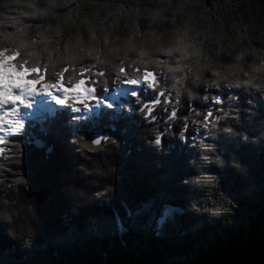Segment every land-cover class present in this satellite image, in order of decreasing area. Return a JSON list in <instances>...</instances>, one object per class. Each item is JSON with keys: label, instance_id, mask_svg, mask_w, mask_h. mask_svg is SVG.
<instances>
[{"label": "clouds", "instance_id": "obj_1", "mask_svg": "<svg viewBox=\"0 0 264 264\" xmlns=\"http://www.w3.org/2000/svg\"><path fill=\"white\" fill-rule=\"evenodd\" d=\"M110 85H138L120 111L141 129L155 167L175 149L189 208L233 215L220 173H246L242 146L264 143V0H0V224L9 235L30 234L39 220L29 176L9 167L22 155L10 139L24 134L22 110L39 94L88 111ZM67 144L83 162L64 195L74 206L110 200L121 139L73 129ZM154 222L159 236L164 217Z\"/></svg>", "mask_w": 264, "mask_h": 264}, {"label": "trees", "instance_id": "obj_2", "mask_svg": "<svg viewBox=\"0 0 264 264\" xmlns=\"http://www.w3.org/2000/svg\"><path fill=\"white\" fill-rule=\"evenodd\" d=\"M115 89H97L95 96ZM134 99L119 97L112 109L105 105L79 125H68L76 117L56 109L36 124L26 123L23 136L10 137L23 150L20 163L9 167L29 176L39 220L21 236L9 235L0 224V264H264V143L242 146L238 156L246 173L231 168L220 173L238 207L227 218L211 217L189 208L192 197L176 181L182 170L175 149L162 168L154 166L156 157L144 146L141 129L120 111ZM150 102L151 96L142 97V103ZM73 129L122 141L115 156V195L106 202L74 206L62 191L83 162L67 144ZM0 163L8 162L0 158ZM129 207L134 215L126 214ZM157 216L164 224L153 236Z\"/></svg>", "mask_w": 264, "mask_h": 264}, {"label": "rangeland", "instance_id": "obj_3", "mask_svg": "<svg viewBox=\"0 0 264 264\" xmlns=\"http://www.w3.org/2000/svg\"><path fill=\"white\" fill-rule=\"evenodd\" d=\"M138 85H131L130 87H122L121 89L117 90V93H112L110 95H103L102 97L98 98L95 96V98L91 101H89V110L88 111H81V112H71L70 109L67 108L66 104L65 105H57L55 103V100H50L48 98L47 95H37L35 96L32 101H31V106L33 108V106L37 103L39 106L36 107V109L34 111H31L30 108L28 110H22V119L25 121V123H32V124H36L38 122H40L37 118L35 119L36 115H40V118L43 119V114L44 111H48L49 115H53L54 111H56V109H65L67 111H69L71 113V115L75 116L78 119H86L88 117H90V115L97 113L99 108L105 106V105H113L114 103H116L118 101L119 95L122 96L123 99H127V96L129 95V93L131 91L137 90ZM104 101L103 104H98L97 101ZM82 107V106H81ZM30 110V112H29ZM25 111L27 113H25ZM24 114H27L25 117L23 116ZM33 114V115H30ZM168 213V211L166 212Z\"/></svg>", "mask_w": 264, "mask_h": 264}, {"label": "water", "instance_id": "obj_4", "mask_svg": "<svg viewBox=\"0 0 264 264\" xmlns=\"http://www.w3.org/2000/svg\"><path fill=\"white\" fill-rule=\"evenodd\" d=\"M94 136H101L100 134H95Z\"/></svg>", "mask_w": 264, "mask_h": 264}, {"label": "bare ground", "instance_id": "obj_5", "mask_svg": "<svg viewBox=\"0 0 264 264\" xmlns=\"http://www.w3.org/2000/svg\"><path fill=\"white\" fill-rule=\"evenodd\" d=\"M37 104H38V102H37ZM33 110H35V108H33ZM33 110H32V111H33Z\"/></svg>", "mask_w": 264, "mask_h": 264}]
</instances>
